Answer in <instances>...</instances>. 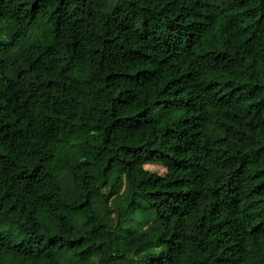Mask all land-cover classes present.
<instances>
[{
	"label": "trees",
	"instance_id": "16d2710c",
	"mask_svg": "<svg viewBox=\"0 0 264 264\" xmlns=\"http://www.w3.org/2000/svg\"><path fill=\"white\" fill-rule=\"evenodd\" d=\"M0 264H264V0H0Z\"/></svg>",
	"mask_w": 264,
	"mask_h": 264
},
{
	"label": "rangeland",
	"instance_id": "374dc122",
	"mask_svg": "<svg viewBox=\"0 0 264 264\" xmlns=\"http://www.w3.org/2000/svg\"><path fill=\"white\" fill-rule=\"evenodd\" d=\"M145 167L157 173L162 174L165 172V168L160 163H147L145 164Z\"/></svg>",
	"mask_w": 264,
	"mask_h": 264
}]
</instances>
